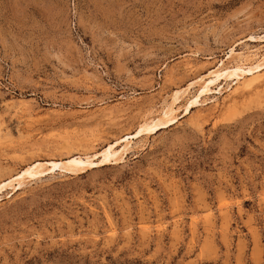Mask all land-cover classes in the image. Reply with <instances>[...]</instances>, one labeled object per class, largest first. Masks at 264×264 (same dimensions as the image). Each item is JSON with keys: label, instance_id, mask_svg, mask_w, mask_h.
<instances>
[{"label": "rangeland", "instance_id": "1", "mask_svg": "<svg viewBox=\"0 0 264 264\" xmlns=\"http://www.w3.org/2000/svg\"><path fill=\"white\" fill-rule=\"evenodd\" d=\"M257 61L264 0H0V182L174 107L2 191L0 264H264V69L186 108Z\"/></svg>", "mask_w": 264, "mask_h": 264}, {"label": "bare ground", "instance_id": "2", "mask_svg": "<svg viewBox=\"0 0 264 264\" xmlns=\"http://www.w3.org/2000/svg\"><path fill=\"white\" fill-rule=\"evenodd\" d=\"M229 53H230L229 54V57H230L231 54H233L234 52H233V50H231V52H229ZM259 60H261V59H259ZM222 66H223V62L220 64L218 69H216L214 71H210V73L207 77H205L204 79H201V81H200L201 83L199 84L200 91H199L198 95L194 96L195 98L189 102L190 105L188 107H186L187 110L189 109V107H191V105L198 102V99L200 98L201 95L206 94L208 92H211L212 87H214V85H216V84H219L222 80L229 79V78H232V79L233 78H243L244 79L246 77V75L258 73L262 69H264V62L263 63L258 62L254 65L247 66V67H243L240 64V65H235L231 68L227 67V68L223 69ZM177 93L179 94V92H177ZM175 98H177V97H175ZM173 111H174L173 106L167 107V109H164L162 117L152 119V120L145 122V123L143 122V124L140 126L139 130L137 132H135L134 135L132 134L131 136H127L125 138H122L121 140H118L114 144H110L104 150H102L100 153H98V154L95 153L96 155L95 156L93 155L94 157H89V155L85 156V157H82L81 155H75V156H72L71 158H69L68 160L35 161L34 163H32V164L28 165L27 167H25L24 169L20 170L18 173H15V175H13L10 178L5 179L2 182H0V194L2 191L9 188L13 184H16L15 186H13L14 188L19 189L21 187L22 183H24L23 182L24 179H26V178H34L35 179V177L42 175L46 171L52 172L56 169L70 170V172L72 170H84V169L92 166L93 164L95 165L96 162L94 160L98 157H101V159L99 161L100 163L108 162V161L112 160L113 157L117 156L120 153L119 147L120 148L123 147L121 150L126 151L127 150L126 148L132 143V140L134 138H138L143 134H151L155 130H157L162 124L166 125L167 122L173 121V118H171ZM85 155H87V154H85Z\"/></svg>", "mask_w": 264, "mask_h": 264}]
</instances>
